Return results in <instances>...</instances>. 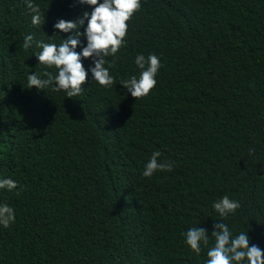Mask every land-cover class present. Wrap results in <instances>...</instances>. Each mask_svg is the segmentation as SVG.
<instances>
[{
  "label": "trees",
  "instance_id": "16d2710c",
  "mask_svg": "<svg viewBox=\"0 0 264 264\" xmlns=\"http://www.w3.org/2000/svg\"><path fill=\"white\" fill-rule=\"evenodd\" d=\"M34 2L39 25L24 0H0V176L17 180L0 189L16 213L0 226V264H203L182 233L212 228L221 193L241 203L225 222L264 248V0H141L112 62L113 86L86 76L79 113L70 100L27 90V73L46 66L23 37L59 43L54 21L87 6ZM138 52L159 54L162 67L149 94L134 98L118 81L138 71ZM74 146L102 147L93 162L69 168ZM154 149L173 167L143 177ZM144 223L143 246L120 252L127 231Z\"/></svg>",
  "mask_w": 264,
  "mask_h": 264
},
{
  "label": "clouds",
  "instance_id": "9594fccd",
  "mask_svg": "<svg viewBox=\"0 0 264 264\" xmlns=\"http://www.w3.org/2000/svg\"><path fill=\"white\" fill-rule=\"evenodd\" d=\"M73 5L87 7L83 8L75 19L58 18L54 21L51 27L53 34L60 33L63 36L59 43L53 42L51 38L33 37L29 32L23 37V48H32L33 57L46 66L42 73L36 71L27 73V90L34 93L35 99L37 95H41L70 100L79 113V97L83 90L81 85L85 82L86 76L90 77V83L95 81L104 87L113 86L115 77L112 62L117 51L126 43L128 21L140 8L141 0H73ZM24 6L30 15L31 24L39 25L42 20L40 5L34 0H24ZM106 57H112V60L106 61ZM82 58L91 60L87 69L82 64ZM132 62L138 71L120 79L118 83L134 98L146 96L157 84L156 75L162 67L161 58L154 52H148L147 55L138 52L132 58ZM48 68L51 70L48 71ZM36 140L43 149L42 140L40 138ZM101 147L96 154H86L82 148L74 146L68 155V167L93 162ZM251 151L252 149H249V152ZM160 156L159 150L154 149L151 152L143 162L141 170L143 177H150L157 170L172 169L173 163L159 159ZM16 187L17 180L12 176H0V189L10 191ZM138 194L122 196L131 201ZM240 207L238 198L221 193L211 202V209L220 217L213 221L212 228L209 230L200 224H193L183 231V243L197 255L203 251L206 257L203 264H264V248L256 243H250L248 228L239 230L225 222L224 218H230ZM15 216V209L10 204L0 201V226L8 227L15 220ZM139 228L127 231V240L120 245V252L135 255L143 246L147 238V225L144 223ZM27 257L29 255L22 257L21 260ZM165 264L177 263L172 257H168Z\"/></svg>",
  "mask_w": 264,
  "mask_h": 264
}]
</instances>
